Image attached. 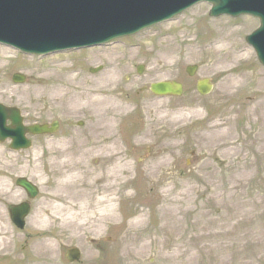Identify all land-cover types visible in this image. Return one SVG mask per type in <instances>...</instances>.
<instances>
[{"label": "rangeland", "instance_id": "1", "mask_svg": "<svg viewBox=\"0 0 264 264\" xmlns=\"http://www.w3.org/2000/svg\"><path fill=\"white\" fill-rule=\"evenodd\" d=\"M210 9L208 3L199 4L170 23L110 48L43 59L10 49L15 57L8 66H0V82L18 86V93L12 99L0 98V103L17 107L27 123L60 121L62 131L48 142L35 138V149L27 153L11 152L8 142L0 143V229L12 240L11 250L0 252V264H69L66 253L73 247L82 253L77 264H264V67L246 41L259 21L212 18ZM226 26L240 31L236 42L253 57L234 71L247 77L234 95L227 89L229 63L217 64L202 49ZM166 43L173 44L178 63H152L151 49L156 52ZM64 61L86 86L106 81L104 75L115 70L119 80L112 81L114 98L129 103L132 111L119 125L120 138L124 137L120 150L130 157L132 167L134 201L121 205L118 220L99 239L79 237L49 218L59 169L105 168L102 142L109 131L103 128L105 120L100 121L102 109L59 101L51 94L23 93L31 86L51 85L33 79L52 76L54 67ZM195 65L198 72L190 77L186 69ZM97 67L102 70L91 73ZM140 67L143 75L138 74ZM17 73L26 76L24 84L13 83ZM202 79L214 84L205 97L196 90ZM160 81L182 83L184 95L154 97L148 88ZM139 132L141 142L136 141ZM66 136L72 137L70 141L64 142ZM63 157L69 159L65 167L52 164L53 158ZM157 160L164 163L158 170ZM150 170L155 177L148 176ZM20 177L40 188L24 230L16 228L9 215L10 207L26 199L15 186ZM38 214L49 222L36 227ZM138 219L144 222L136 224ZM40 232L51 243L48 248H40Z\"/></svg>", "mask_w": 264, "mask_h": 264}, {"label": "bare ground", "instance_id": "2", "mask_svg": "<svg viewBox=\"0 0 264 264\" xmlns=\"http://www.w3.org/2000/svg\"><path fill=\"white\" fill-rule=\"evenodd\" d=\"M239 34L240 31L226 26L217 31L216 39L209 38L210 40L205 42V46H202L204 54L209 57L213 56L217 64L229 63L225 68L227 69L225 73L228 74L227 80H229L227 89L233 91L232 95L238 93L240 87L245 86L243 83L247 81V77H243L246 75L234 74V71L241 63V65H247L253 60L251 52L244 45L237 44L236 38L240 36ZM234 41L235 44L231 46L230 42ZM1 47L0 66H8L15 57L14 53L8 46ZM159 47L160 49L156 52L151 49L152 63H162V65L178 63L179 57L176 56L172 43H166ZM59 63L63 64H57L54 67L52 76H39L35 80L33 79L34 82L37 80L50 82L51 85L31 86L23 90V93L29 97L46 93L54 96V99L56 97L59 101L73 102L84 107L97 106L102 109L99 113L100 121L104 119L106 123L103 128H106L105 130L109 133L102 142L104 169L92 170L82 165L59 169L50 200L53 217L49 219L54 218L59 224V228L63 227L76 232L79 237L99 239L103 232L118 220L121 205L128 201H134L133 194H131L133 181L130 158L120 150L123 140L117 136L116 132L119 129L120 121L123 118H128L132 111L129 103L114 98L116 84L112 85V81L119 80V76L115 75V70H110L109 74L104 75L105 78L107 77L106 81L86 86L83 84L84 79L76 69H71L66 61ZM17 87L7 82H0V98L7 99L6 96L14 98L18 93ZM261 105H264V102H261ZM142 140L143 136L136 137V141L141 142ZM68 161L69 159L61 161L53 158L51 162L60 165L59 167H65V162ZM157 161L155 167L158 170V167L164 163ZM154 175V171H148L150 178L155 177ZM155 183L163 186L161 181ZM37 220L36 227L49 222L47 219L41 218V214L35 217L33 223ZM141 222H144L143 219L135 221L136 224ZM7 234L6 230L0 229V236H3L0 239V252H9L12 248V240ZM38 236L40 237L38 239L40 248H48L51 243L46 239V236L41 232Z\"/></svg>", "mask_w": 264, "mask_h": 264}, {"label": "water", "instance_id": "3", "mask_svg": "<svg viewBox=\"0 0 264 264\" xmlns=\"http://www.w3.org/2000/svg\"><path fill=\"white\" fill-rule=\"evenodd\" d=\"M200 1L213 5L212 16L250 14L260 18L261 27L247 41L254 46L264 65V0H0V41L22 50L46 54L70 47H81L109 42L112 39L135 34L163 20L173 18ZM197 67H189L193 75ZM16 76V82H23ZM208 81L199 84L204 95L211 91ZM159 95L181 96L178 84L153 85ZM10 119L17 128H6ZM47 127L25 129L15 110L0 105V142L5 136L24 140L26 132L45 133ZM30 197L36 191L25 180L20 181ZM29 213L27 205L12 210V220L20 229L25 227ZM71 262L80 259L77 249L70 250Z\"/></svg>", "mask_w": 264, "mask_h": 264}, {"label": "flooded vegetation", "instance_id": "4", "mask_svg": "<svg viewBox=\"0 0 264 264\" xmlns=\"http://www.w3.org/2000/svg\"><path fill=\"white\" fill-rule=\"evenodd\" d=\"M26 125H30V124H26ZM45 137H46V136H45ZM51 137H53V136H51ZM51 137H49V138L38 137L37 139H41V138H43V141H44V142H48V141L51 140Z\"/></svg>", "mask_w": 264, "mask_h": 264}]
</instances>
